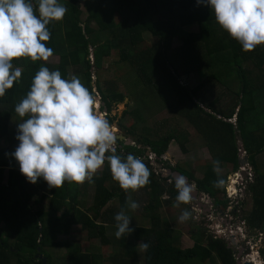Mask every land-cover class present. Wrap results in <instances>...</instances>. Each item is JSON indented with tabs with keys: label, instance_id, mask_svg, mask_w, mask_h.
<instances>
[{
	"label": "trees",
	"instance_id": "trees-1",
	"mask_svg": "<svg viewBox=\"0 0 264 264\" xmlns=\"http://www.w3.org/2000/svg\"><path fill=\"white\" fill-rule=\"evenodd\" d=\"M35 7L38 8V0H32ZM60 3V0H58ZM86 18L81 20V10L75 0L69 1L70 19L67 12L62 23L61 33L55 36L57 29L56 21L49 23L48 30L50 39L46 42L47 47L53 50V55L60 56L62 65L50 66L40 61L32 62L25 59L14 60L15 66H21V76L14 82L11 89L6 90L3 97H0V137L10 136L15 145L19 144L16 139L18 135L17 128L9 131L7 124L12 116H18L14 109L30 90L31 82L35 74L41 67H47L50 71L59 70L63 78L65 69L75 68L79 73L82 84L92 92L91 86V63L89 60L90 52L86 48L89 43V37L94 30L89 28L95 23L98 31L109 33V41L103 42L91 53L94 64L97 69L104 56H108L111 48L120 47V60L128 64L137 73L144 86L153 84L156 72L162 68L161 74L165 76L164 80L168 86L177 93L178 103L183 105L185 101L191 100L188 89L174 82L172 74L165 73V63L168 59V53L171 49L172 40L177 38L181 42L183 49H190V46L201 48L208 59L214 60L219 57V62L227 66V78L229 80L237 79L240 90L236 93V100L239 105L234 104L233 110L223 116L216 114L219 118L198 123L195 117V126L199 134L208 145L209 136H216L215 141L218 145L228 147V154L223 156L224 162L231 164L233 172L239 169V161L235 145L236 133L241 138L243 151L247 154V163L255 171L254 180L248 185L247 191L252 195L255 201L256 211L252 210L250 217L246 221L249 227H259L264 234V219L259 217L261 200L264 197V174L258 172L255 158L264 151V75L250 77V71L242 67L245 62H251L254 67L263 71L264 65V45L257 46L252 52H244L241 45L232 39L217 23L211 8L203 4H197V0H85ZM61 4V3H60ZM118 18V20H116ZM170 23V32L159 35L164 25ZM199 24L201 30L197 33H191L184 30L186 26ZM145 33L155 37L157 41L148 49L138 53H129L135 47L143 43ZM232 66L230 65V59ZM32 65H39V69H31ZM192 66H197L195 63ZM223 70V69H222ZM168 71V70H167ZM174 72H176L174 70ZM233 74L231 77L229 73ZM220 72L216 75L219 77ZM171 75V77H170ZM223 75V74H221ZM214 79L219 81L215 75ZM257 81V82H256ZM96 92L102 101V110L107 113L110 111L111 104L109 97L104 94L100 87H96ZM198 89V88H197ZM192 92L196 93V90ZM185 91L186 93L180 94ZM93 93V92H92ZM95 95V93H93ZM118 102L123 100V96L118 93L112 95ZM192 104H195L192 102ZM211 103L210 105H212ZM208 105V107L210 106ZM213 106V105H212ZM210 106L213 109L214 108ZM199 112L204 111L197 106ZM209 109V108H208ZM238 110V111H237ZM196 113V112H195ZM197 114V113H196ZM205 114V113H204ZM207 118L212 116L206 113ZM236 117V128L230 122ZM27 117H25L26 119ZM260 118V120H259ZM109 123L112 119L108 118ZM215 124L213 129L206 133L203 128L208 124ZM141 144L147 145L148 150L160 159L167 152L169 140L149 141L143 139ZM117 153L119 149L125 151L132 150L140 154V149L129 147L117 140ZM126 158L127 155L121 156ZM138 157V156H136ZM140 157V156H139ZM220 157V156H219ZM150 171V183L146 185L149 188V204L145 207L150 219L149 227H133L132 232L134 241H143L148 237L153 238V245L144 252V264H189L195 259L200 262L208 260L215 255L220 264H236L232 251L228 248L224 239L213 238L201 235L191 236L193 245L190 248L182 249L175 244V234L171 227L164 225L156 211L160 205V197L168 195L170 199H176L178 194L175 188V180L170 175L169 178H163L161 175H155L151 171L148 162H144ZM166 168H172L166 163ZM6 168V173H5ZM180 175L194 181L197 193H202L211 198L216 205L227 203L225 198L226 176L214 171L212 167H206L201 179H195L190 173L179 168L172 169ZM5 173V177H4ZM5 178V179H4ZM4 180V189L0 193V224L7 235L12 239L8 244L6 239L0 238V264H9L10 258L14 259V264H51L48 250L53 248H67L65 264H102V258L98 254L86 253L80 250V247L69 242H61L58 236L64 232V211L69 210L72 225H78L90 238H103L107 236L106 224L109 217L106 212H102L106 204L115 197L120 201L121 209L126 208L125 192L119 188L116 181L113 180L110 173L109 164L106 163L99 177H93L94 201L96 204L93 215L86 213L79 208V185L65 182L59 189H51L48 193V204L46 210L40 208L41 201L45 195H40L34 199L26 192V186L29 183L16 167L9 164V155H0V184ZM111 180L117 186L107 188L106 181ZM172 183L168 185V181ZM217 180H223V185L215 186ZM89 183V182H88ZM222 206V207H223ZM111 213V211H109ZM107 213V214H109ZM101 220V221H100ZM254 226V227H253ZM128 236L117 239L118 246L125 250V256L119 259L120 264H135L137 248L134 243L128 241ZM110 242V241H109ZM36 255L46 259V263H41V259Z\"/></svg>",
	"mask_w": 264,
	"mask_h": 264
},
{
	"label": "rangeland",
	"instance_id": "rangeland-1",
	"mask_svg": "<svg viewBox=\"0 0 264 264\" xmlns=\"http://www.w3.org/2000/svg\"><path fill=\"white\" fill-rule=\"evenodd\" d=\"M69 1L70 0H60V3L67 8L66 15L70 19ZM75 1L81 10L82 14L80 17L83 21L86 18L85 0ZM116 20H118V18H116ZM56 24L58 30L55 36H58L61 33L62 23L56 22ZM159 26L165 27L163 30H160V36H163L171 30L170 23ZM89 28L94 30V33L89 37L90 43L86 47L90 52L88 58L92 66V92L94 93V91L97 90L96 87H100L101 91L109 97L108 101L111 104L110 111L107 113L102 110L101 105L103 103L100 97L97 111L104 114L107 120L108 118L112 119L111 124L116 129L117 140L124 142V144L129 147H135L139 144L137 148L140 149V154L135 151V156H140L139 158L143 159L144 162H148L151 171H153L155 175H161L163 178H169L170 175L174 176L177 172L172 169L179 168L190 173L195 179H201L206 167H214L213 161H219L218 173L226 176L224 186L227 203L225 206L216 205L207 195L197 193L196 187L193 193V200L189 204H180L179 207L176 206V199H170L168 195L160 197V205L155 212L163 219L164 225L173 229L175 244L179 245L182 249L190 248L194 242L191 236L195 235L197 237V235L201 234H203L205 238L207 236H215L217 228H222L224 234L221 238L229 243V230L233 229L242 234L239 235V243L237 245L228 247L234 254L235 260L241 262L243 259L247 258L248 260L252 257V259L257 261L255 263L264 264L263 230L261 228L259 229V227H249L246 221V217L247 219L250 217L251 211H256V208H254L255 201L252 195L247 191L248 185L255 178V171L250 163H246L243 167H239L237 172H233L232 165L225 163L223 159V156L228 154V147L225 145H218L215 141L217 137L214 135H212V137L209 136L207 145L196 128L199 124L195 126L196 123H194L196 120L195 117H197L196 122L198 123L201 122L198 120V117L201 119L203 118L204 121L205 119H212L213 123H216L215 118L217 117L220 119L216 114L223 116L227 114L229 110H233L234 104L237 103L239 105L235 98V92L240 90L237 79L229 80V78H227L229 77L227 76L228 69H226L228 67L219 62L218 56H216L214 60L212 59L207 62L208 58L202 54L203 51L201 48L190 46V49H183L181 42L177 38H174L168 53V59L164 66V71L166 74L168 72L172 74L174 82H179L184 89L187 88L188 91H190L188 94L191 100L189 102L185 101L183 105H180L177 102V93L167 84L169 79L168 82H166L164 80L165 76L161 74L162 68L156 72L153 84L144 86L134 69L128 64L121 62L118 50L120 49L119 46L111 48L109 55L103 57L99 69H97L95 65L93 66L94 59L91 53L95 50V47H99L104 41H109V33L108 31H98L95 23H92ZM201 29L199 24L184 28L187 32H199ZM143 38V43L133 50H129L130 54L146 50L157 41L155 37H152L148 33H145ZM27 60L29 59L25 58V61ZM40 63L58 67L62 65V60L60 56L52 54L48 61H40ZM195 63L197 66H192ZM230 65L232 66L231 59ZM21 66L22 65L15 66L13 64L14 69L19 68L21 70ZM242 67L250 71V77L252 79H254L255 76L264 75V72L258 71L251 62L243 63ZM31 69L37 71L39 65H32ZM174 70L176 72H174ZM218 70L220 72L222 71L219 77L216 75ZM229 74L232 75L231 77H234L233 74L235 73L231 72ZM72 75H76L81 80L79 73H77L73 67L65 69L63 78L70 79ZM213 75H215L219 81L214 79ZM194 89H197L196 93L192 92ZM114 93L121 94L123 100L118 102L114 99L112 97ZM183 93L185 94L186 92L183 91L180 94ZM192 102L195 104H192ZM211 103H213V106L210 105ZM208 105L214 108L215 113L212 112L213 109L210 106L208 107ZM197 106L204 112H199ZM206 113L212 116L207 118ZM226 121L232 123L236 128V117ZM19 122H22L19 116L10 117L7 124L8 130L11 131L17 128ZM213 123L210 125L207 124L206 126L203 124L202 129H204L206 133H209L215 125ZM236 134L235 145L238 149V161H245L248 156L243 151L240 136L238 133ZM143 139L159 142L168 139L169 145L167 152L160 159H152L153 155H151L152 153L148 150L147 145L141 144L140 142ZM17 147L18 145L12 142L9 135L0 137V155H9L10 166L19 169V165L12 155ZM132 153V150L125 151L120 148L117 154L125 156ZM255 161L258 172L264 174V151L255 158ZM106 163L108 162L105 161V164ZM166 163L172 168L171 170L166 168ZM103 167L94 177L100 176ZM242 170H244L246 177L239 174V171ZM187 182L189 184H194V181L191 179H187ZM171 183L172 182L169 180L167 184L170 185ZM105 186L110 189L117 185L113 181L108 180ZM78 188L79 208L93 215V210L96 208L93 184L86 181L83 185H79ZM3 189L4 183L0 184V193ZM25 190V193L30 194L34 199L38 198L40 195H45V198L41 201L40 208L46 210L49 197L48 193L51 189L42 178L38 179L37 183L34 185L28 183ZM227 191L233 195L231 198H228ZM148 194L149 188L146 187L131 193L132 199L139 204V208L135 211H130L125 208L131 219L130 227L150 226L149 214H147L148 211L145 210V207H147L150 202ZM127 195L128 193H125V203ZM184 210L190 211L191 217L186 222L181 223L178 218ZM106 211H108L107 213L111 211L109 214L106 213V217L110 218L106 224L107 236L102 239L90 238L86 231L82 230L80 226L72 225L70 222V212L67 210V212L64 211L63 214L64 232L58 236V240L78 245L82 252L100 255L102 264H120L119 259L125 256V250L118 246V240L115 236L117 229L114 217L121 211L118 197L111 199L106 204L102 216ZM260 216L264 219V197L261 200L259 217ZM0 238L6 239L8 244L12 242V239L7 235L5 230L2 229L1 224ZM127 238L128 241L134 243L137 248L135 264H144V252L138 247L139 241H134L132 235ZM153 242V238L148 237L140 243H149L150 246H152ZM48 255L51 264H65L67 248L49 249ZM9 264H14V259L10 258ZM189 264H220V262L215 255H212L204 262L195 259Z\"/></svg>",
	"mask_w": 264,
	"mask_h": 264
},
{
	"label": "clouds",
	"instance_id": "clouds-1",
	"mask_svg": "<svg viewBox=\"0 0 264 264\" xmlns=\"http://www.w3.org/2000/svg\"><path fill=\"white\" fill-rule=\"evenodd\" d=\"M197 4L211 8L217 25L244 52L264 45V0H197ZM66 12L58 0H38V8L32 0H0V97L21 76V70L13 68L14 60L46 62L52 56L53 50L46 45L50 39L47 26L62 21ZM99 102L98 94L90 92L76 75L64 79L59 70L41 67L26 96L15 105L22 122L17 125L19 144L12 155L30 184L42 178L50 189H59L65 182L93 183L107 161L113 180L128 193L126 209L135 211L139 204L131 193L148 185L151 174L143 159L117 154L116 129L97 111ZM213 166L218 172L219 161H213ZM222 185L223 180L215 182L216 187ZM175 188L177 207L193 200L195 184H189L186 177L177 175ZM190 217L191 212L184 210L178 219L183 223ZM114 219L117 239L135 230L125 209ZM138 247L146 252L150 244L139 242Z\"/></svg>",
	"mask_w": 264,
	"mask_h": 264
},
{
	"label": "built area",
	"instance_id": "built-area-1",
	"mask_svg": "<svg viewBox=\"0 0 264 264\" xmlns=\"http://www.w3.org/2000/svg\"><path fill=\"white\" fill-rule=\"evenodd\" d=\"M94 93H95V95H97L98 93L96 92V91H94ZM100 97V96H99ZM151 155H153L152 156V159H156V157H155V155L154 154H151ZM149 158H151V157H149ZM151 160V159H150ZM240 167V166H239ZM242 171H244V170H242ZM239 174H241V171H239ZM245 174V173H244ZM243 176V175H242ZM243 177H246V176H243ZM238 179V178H237ZM227 196H228V198H231L233 195H231L230 193H229V191H227ZM224 234V231L222 230V228H217V230H216V233H215V236H212L214 239L215 238H219V239H222L221 238V236ZM229 234H230V236L228 237V239H229V243H227V245H228V247L229 246H232V247H234L235 245H237L238 243H239V241H238V238H239V235H242V234H238V232H237V230H233V229H231V230H229ZM244 237V236H243ZM245 238V237H244ZM247 260V258L246 259H243V261H241V263H243V262H245Z\"/></svg>",
	"mask_w": 264,
	"mask_h": 264
},
{
	"label": "water",
	"instance_id": "water-1",
	"mask_svg": "<svg viewBox=\"0 0 264 264\" xmlns=\"http://www.w3.org/2000/svg\"><path fill=\"white\" fill-rule=\"evenodd\" d=\"M247 163V160H245V161H239V166L241 167H243V165L244 164H246ZM177 175H180L179 173H176L174 176H172L173 178H174V180H175V177L177 176ZM241 175H243V176H245V174H244V171H241ZM36 257L37 258H39V259H41V263H45L46 262V259L45 258H43V257H41L40 255H36ZM237 264H252V263H249L248 261H245V262H243V263H241V262H237Z\"/></svg>",
	"mask_w": 264,
	"mask_h": 264
},
{
	"label": "bare ground",
	"instance_id": "bare-ground-1",
	"mask_svg": "<svg viewBox=\"0 0 264 264\" xmlns=\"http://www.w3.org/2000/svg\"><path fill=\"white\" fill-rule=\"evenodd\" d=\"M231 190V189H230ZM246 261H248L249 263H252V264H257V263H255V262H257L256 260H254V259H252V257L251 258H249L248 260H246Z\"/></svg>",
	"mask_w": 264,
	"mask_h": 264
},
{
	"label": "crops",
	"instance_id": "crops-1",
	"mask_svg": "<svg viewBox=\"0 0 264 264\" xmlns=\"http://www.w3.org/2000/svg\"><path fill=\"white\" fill-rule=\"evenodd\" d=\"M196 25H197V23L192 24V26H196ZM189 26H191V25H189ZM186 27H188V26H186ZM191 33H197V32H192V31H191ZM5 173H6V170H5ZM5 173H4V174H5ZM4 177H5V176H4ZM4 179H5V178H4ZM3 183H4V180H3ZM77 226H78V225H77Z\"/></svg>",
	"mask_w": 264,
	"mask_h": 264
},
{
	"label": "flooded vegetation",
	"instance_id": "flooded-vegetation-1",
	"mask_svg": "<svg viewBox=\"0 0 264 264\" xmlns=\"http://www.w3.org/2000/svg\"><path fill=\"white\" fill-rule=\"evenodd\" d=\"M238 232V234H240V232L239 231H237ZM236 264H237V261H236Z\"/></svg>",
	"mask_w": 264,
	"mask_h": 264
}]
</instances>
